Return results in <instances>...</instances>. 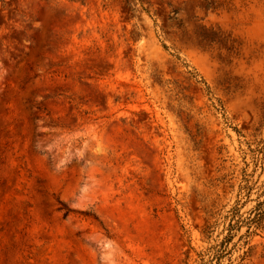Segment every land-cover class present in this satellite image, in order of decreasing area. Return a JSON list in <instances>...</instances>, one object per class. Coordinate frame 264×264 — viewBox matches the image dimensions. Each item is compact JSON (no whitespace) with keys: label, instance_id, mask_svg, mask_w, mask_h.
<instances>
[{"label":"rangeland","instance_id":"obj_1","mask_svg":"<svg viewBox=\"0 0 264 264\" xmlns=\"http://www.w3.org/2000/svg\"><path fill=\"white\" fill-rule=\"evenodd\" d=\"M233 208L264 213V0H0V264H202ZM247 230L221 264H264Z\"/></svg>","mask_w":264,"mask_h":264},{"label":"trees","instance_id":"obj_2","mask_svg":"<svg viewBox=\"0 0 264 264\" xmlns=\"http://www.w3.org/2000/svg\"><path fill=\"white\" fill-rule=\"evenodd\" d=\"M62 209H65L66 211L65 216H68L71 210H69L65 205H63ZM239 212L240 211L237 208H233L228 212V215L225 217L224 229V232L227 234L215 247H213L214 253L211 256V260L204 262V259H202V264H221L229 245L233 242L234 238L238 235L244 224L247 225L248 230L246 234L241 236V239L251 238L253 235H256L259 230L264 229V213L257 212L253 218L250 217L249 221L246 222L245 220H242ZM211 229L212 227H209L206 232L208 236L213 233ZM246 243L248 244L250 241L248 240ZM248 252L249 251L244 252V254L239 257L240 262L238 264H242V262L247 258Z\"/></svg>","mask_w":264,"mask_h":264}]
</instances>
